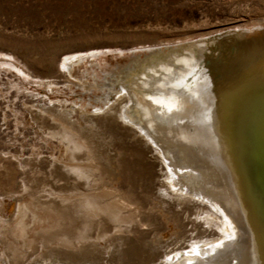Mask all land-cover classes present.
Here are the masks:
<instances>
[{
	"label": "bare ground",
	"instance_id": "1",
	"mask_svg": "<svg viewBox=\"0 0 264 264\" xmlns=\"http://www.w3.org/2000/svg\"><path fill=\"white\" fill-rule=\"evenodd\" d=\"M254 1L262 15L264 0ZM157 40L102 77L92 67L88 86L67 77L86 56L65 59L57 77L89 99L26 107L53 151L16 158L41 163L45 182L39 207L22 203L13 228L0 229V264H264V214L227 134L230 100L264 75V19ZM1 61L29 79L17 61Z\"/></svg>",
	"mask_w": 264,
	"mask_h": 264
},
{
	"label": "rangeland",
	"instance_id": "2",
	"mask_svg": "<svg viewBox=\"0 0 264 264\" xmlns=\"http://www.w3.org/2000/svg\"><path fill=\"white\" fill-rule=\"evenodd\" d=\"M255 2L0 0V229L3 227L4 232L13 228L16 209L22 203L32 208L40 205L44 168L39 162L21 167L16 158L25 160L32 152L50 156L53 151L45 146L37 129L27 123L26 107L46 101L61 102L69 109L89 99V93L83 92L84 87L69 88L63 83L66 77H57L59 70L64 71L61 63L65 59L86 56L80 64H74L72 76L67 74V77L84 80L88 86L94 83L91 75H87L92 67L102 77L105 71L129 64L132 54L154 50L147 47L159 38L175 41L224 26L264 19V12L257 15L259 8ZM1 60L17 61L28 71L29 79L21 75L19 79V74L6 70ZM79 80L77 82L82 83ZM28 92L35 96L27 97ZM94 94L99 95L98 92L90 95L93 99ZM53 144L57 148L54 154L58 156V143ZM129 145L128 139L123 147ZM36 250H40L39 245L31 249V254Z\"/></svg>",
	"mask_w": 264,
	"mask_h": 264
},
{
	"label": "water",
	"instance_id": "3",
	"mask_svg": "<svg viewBox=\"0 0 264 264\" xmlns=\"http://www.w3.org/2000/svg\"><path fill=\"white\" fill-rule=\"evenodd\" d=\"M263 74V73H262ZM253 78L252 84L243 85L240 92L231 99L229 108H235L234 112L229 111L226 120L229 123L227 134L233 140L231 150L235 149V158L246 195L250 198L259 214H264V75ZM223 76L218 72L213 77L216 82ZM254 77V76H253ZM244 77L243 79H245ZM242 79V78H241ZM247 78L243 80L246 82ZM239 89V88H238ZM224 100L220 102V110H216V116H224L227 111L223 109ZM212 110V109H211ZM256 123L258 128L256 129Z\"/></svg>",
	"mask_w": 264,
	"mask_h": 264
}]
</instances>
